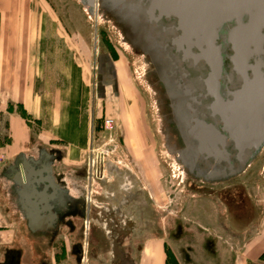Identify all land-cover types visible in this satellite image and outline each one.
I'll use <instances>...</instances> for the list:
<instances>
[{
	"label": "rangeland",
	"instance_id": "374dc122",
	"mask_svg": "<svg viewBox=\"0 0 264 264\" xmlns=\"http://www.w3.org/2000/svg\"><path fill=\"white\" fill-rule=\"evenodd\" d=\"M30 5L35 17L30 24L37 30L38 57L31 60L28 72L32 74L25 79L27 89L33 85L30 94L41 98V110L39 115H33L23 105H18L19 94L13 91L15 78L7 77L9 86L0 92V102H5L0 106V152L2 148L6 149V154L10 150L9 119L13 114L19 115L31 136L28 153H37L42 145L48 150L74 146L82 150L77 157L80 160L77 175L81 177L83 171L91 173L93 181L90 184L88 179L86 186L89 197L95 202L92 204L95 219L98 218L95 217L96 205L103 208L115 204L117 207L131 197L135 200V212L142 211L143 206L149 207L150 218L142 220L139 215L133 230L123 228V235L113 238L105 234L102 222L91 219L83 264H117L112 260L122 254L126 264L153 263L160 253L163 257L164 250L168 264H247L248 252L253 240L258 239L264 219V154L248 173L229 186L193 188L164 148L154 92L146 79L147 65L121 40L113 23L102 15L91 16L78 0H33ZM16 25L14 23L12 30ZM20 26L24 27L23 23ZM26 29L28 26L25 40L28 39ZM77 30L85 33L84 55L89 63L85 87L77 68H73L72 55L63 38H67L66 32L73 36ZM20 61V55H15L11 68L17 70ZM97 64V69L91 70ZM72 87L75 90L70 92ZM58 113L63 114L61 122L63 116L66 119L70 114L65 129L61 122L55 126L57 118L53 117ZM107 119L116 123L112 132L104 128ZM26 155L13 163L9 170L13 176L20 173L21 167L30 169L33 159ZM99 156L104 157L102 165L98 162ZM5 159L0 160L2 165ZM147 159L152 161L153 170L147 167ZM7 164L10 163L6 162V167ZM40 166L41 163L33 168ZM29 179L31 183L32 178ZM0 181V196L5 197L1 208L16 212L24 224L41 228L51 224L52 220L46 221L48 217L39 220L42 225H36L39 217L35 208L25 202L23 192L30 193L32 184L20 186L14 180L13 184ZM20 191L22 204L20 197L17 198ZM31 200L41 205L39 198ZM101 208L97 211L101 210L105 220L110 215L115 216L112 210L104 212ZM126 214L132 215L127 209ZM71 221L76 228L84 226L82 219ZM59 240L50 252L52 257L44 264H75L69 253L61 255L64 240ZM66 246H71V241L66 240ZM24 263H37L32 252L24 258Z\"/></svg>",
	"mask_w": 264,
	"mask_h": 264
},
{
	"label": "flooded vegetation",
	"instance_id": "af4514ba",
	"mask_svg": "<svg viewBox=\"0 0 264 264\" xmlns=\"http://www.w3.org/2000/svg\"><path fill=\"white\" fill-rule=\"evenodd\" d=\"M139 2L140 0H128L125 8L120 5L122 11H116L114 14L107 12L100 14L97 10L94 17L102 15L113 23V27L119 31L121 40L147 65L146 79L154 92L159 116L158 127L165 150L172 155L174 163L180 167L187 183L195 189L203 190L207 186L223 188L237 182L264 154V147L254 157L255 149L246 150L241 159L238 157L226 121L214 111V93L209 90L207 84L211 67L206 60L198 58L200 48L196 40L193 41V45L181 42L182 31L176 19L160 17L158 11L151 17L148 13L149 2L143 0L142 8L139 7ZM238 23L228 24L226 36L216 41L223 54L224 71L219 78L220 91L224 101H229L233 100V94L242 90L247 83H254L256 88L251 97L255 99L260 97L256 102L264 106V41L261 48H257V45L250 41L244 61L239 63L234 60L235 51L231 36L239 27ZM241 23L247 24L248 20ZM202 31L208 35L207 28ZM215 136L216 139L213 138ZM196 152L198 154L195 157ZM99 163L102 165V161ZM77 173L79 172H76L74 179L80 178L85 181L82 200L67 199L66 192L60 193L58 190V196L64 198V204L60 206L53 204L51 211L48 210L45 215L53 217L52 227L30 230L31 240L37 243L32 250L36 264H44L45 260L48 261L49 257H52L50 252H53L60 238L64 240L61 242V255L69 253L75 264H83L86 247L89 246L85 241L87 232H91V219L102 222L105 234L113 238L114 235H123V228L132 229L139 215L142 220L150 218L146 200H144L146 207L143 206L142 211L135 212V200L131 197L117 207L115 204L103 208L96 205L95 217L98 218L95 219L92 216V204L95 202L92 196L89 197L87 193L89 187L86 186L91 184L93 178L90 177L91 173L86 171H83L81 177ZM66 179L67 176L62 174L55 177L59 186L63 187H66ZM131 188L129 185L128 189ZM39 196L40 202L47 204L48 195L41 193ZM31 204L34 207L32 202ZM60 207L66 210L68 208L69 211L63 214L62 210H59ZM100 208L104 212L112 210L115 216L110 215L111 217H106L105 220L101 210L97 211ZM126 209L127 213L132 215L127 216ZM77 218L83 220L84 226L75 227L71 220ZM65 226L68 227L67 232H63ZM66 240L71 241L68 248ZM124 256L122 254L118 256L119 258L114 257L112 261L126 264ZM24 258L25 253L19 250L14 260L12 258L8 264H25Z\"/></svg>",
	"mask_w": 264,
	"mask_h": 264
},
{
	"label": "crops",
	"instance_id": "0c3cea01",
	"mask_svg": "<svg viewBox=\"0 0 264 264\" xmlns=\"http://www.w3.org/2000/svg\"><path fill=\"white\" fill-rule=\"evenodd\" d=\"M31 2L33 3V0H0V92L7 90L9 86V81L7 80V77L13 76L15 78L13 91L19 94L17 96L18 98L16 99L19 102L18 105H23L26 110L30 111V114L39 115V111L41 110L42 104L41 98H39L37 95L33 97L30 94V92H33V85L31 84V88L27 89V80L25 79V77L32 74L28 72V69L31 70V60L34 59V57H38V45L36 39L37 30L33 29L32 25L30 24L31 22L34 23L35 20L34 14L30 10ZM51 21L57 22L54 19H52ZM63 21L64 23H75L74 20ZM14 23H17V25L16 28L12 30ZM18 23H23L24 27L20 26V24L18 25ZM27 26L28 29H26V36H28V39L25 40V28H27ZM32 34L34 35V37L32 36ZM66 34L67 38L63 36L62 37L65 40L66 46L70 50L69 52H71L73 68L74 70L75 68H77L78 73L80 75V81L83 84V87H85V82L89 77V70L86 69L89 66V63L86 61L87 57H85L84 55V48L86 45L84 39L85 33H83L81 30H77L76 33L73 34V36H70L67 32ZM15 55H20L21 60L19 68L17 65V70H13V67L11 68L10 64ZM23 67H25V69ZM97 67L98 64L91 70H96ZM74 90L75 87H72L70 92H73ZM68 103L69 101L67 102V104ZM3 104L5 105L4 101L0 102L1 107ZM62 113H58L53 117L54 120H56L57 118L55 126H57L61 122V118L63 115ZM12 116L13 117L9 119V138L11 139V144L8 147L10 148V150H7L6 154V149L2 148L0 152V160H4V158H6L5 163L7 162L10 164H7L8 166L6 167L5 163L2 165L0 161V180L4 182H10L11 184H13L14 180L17 185L20 184L21 186L22 181L20 180L23 178L24 181L26 173L29 172L27 176H29V178H32V182L30 183L32 184V187L30 188V193L27 192V190L23 192V197L25 199L26 204L29 205L28 200L25 198V195H33L31 196V198H34L36 200L37 198H39V201V195L41 193H46L49 197L47 204H43L42 202H40L41 205H39L38 209L35 210L36 216L39 217L36 219L35 223L36 225H42V222H39V220H45L48 218V216H45L46 212L48 210L51 211L50 209L53 208V204L59 206L60 204H64V198H61V195L58 196V190H60V193L65 191L68 196L67 199H71L73 201L82 200V197L84 195L83 187L85 181L81 180L80 178H78L79 180L74 179L76 172L80 170L78 167L80 160L77 157L78 155H80L79 153L82 152V150L79 148H75V146L70 149H61L56 147L52 150H48L45 149L42 145V147L40 146V149H37V147L34 148L37 149V153H28L27 145L30 142L31 136L28 127L26 126V122L19 115L13 114ZM69 121L70 114L68 113L66 119L65 116H63V120L61 122V125H63L62 129H65L64 124H69ZM135 130V128L132 129L133 132ZM137 146H140V144ZM30 151L32 152V150ZM25 154H27L26 156L33 159V162H31L30 164V169H24L26 171L25 173L23 172L24 167H21V178L18 176V174L13 176V174H11V171H9L11 170L10 168L14 166L13 163H15L21 155ZM39 163H41L40 168H33L34 165H37ZM152 165V161L150 159H147V167L153 170L154 167H152ZM72 167L74 168L70 169ZM59 174L67 176L65 184L66 187L59 186V184L55 180V177ZM78 187L79 189H77ZM50 188L53 189V191H51ZM18 197H20L19 202L20 204H22L23 201H21V191L20 194L18 193L17 198ZM31 198L30 201H32ZM4 199L5 197L0 196V205L4 203ZM52 200L55 202H53ZM61 210L63 214L69 211L68 208L67 210L61 208ZM52 218L46 221H51L53 220ZM20 219L21 218L16 215V212H11L8 209L5 210L3 209V207L1 208L0 206V264H8L10 260L12 261V258L14 260V257L17 251L19 250L25 253V258L28 257L33 250V246L37 244L33 240H31L30 230L50 228L52 227L53 223L50 222V225L41 228L38 226H33L31 225V223L30 225H28L27 223L24 224L22 223V221H20ZM261 225L262 227L259 229V234L257 235L258 239L255 238L256 240H253V247L248 252L249 257L247 260V264L259 260V258L264 254V219ZM67 228L68 227L66 226L64 227L65 232ZM143 264H168L165 250L163 252V257L160 253L159 259L156 262L152 263L150 261H147L143 262Z\"/></svg>",
	"mask_w": 264,
	"mask_h": 264
},
{
	"label": "water",
	"instance_id": "95a60500",
	"mask_svg": "<svg viewBox=\"0 0 264 264\" xmlns=\"http://www.w3.org/2000/svg\"><path fill=\"white\" fill-rule=\"evenodd\" d=\"M85 10L94 16L95 12H107L114 14L116 11H122L120 5L125 8L128 0H78ZM143 0H140L139 7ZM149 2V15L153 17L156 11L160 17L174 18L178 21L182 36L181 42L192 44L196 43L200 48L198 58L206 60L210 67L211 73L207 80L209 90L214 93L215 103L214 111L221 115L226 121L230 133L231 141L235 144L238 157L241 159L246 150L255 149L253 157L264 147V106L261 104L254 105V113H246L243 109L247 97L253 94L256 84L247 83L244 88L233 94L234 99L224 101L220 91L219 78L224 71L223 54L221 47L216 45L218 39L226 36L228 24L239 22V27L232 32V42L234 44V60L242 62L247 55L249 42L252 41L261 48L264 41V0H147ZM248 20L247 24L241 23ZM192 23H212L211 31L200 30L190 31ZM249 32V38H254L246 44L241 42V35ZM258 40V42H257ZM256 100H260V97ZM257 103V102H256ZM251 110V109H250ZM245 113L246 116H240ZM210 131V130H209ZM211 132V131H210ZM215 133V131H214ZM216 139V136L213 137ZM216 148V146H215ZM198 152L195 153V157ZM231 172H232V162ZM25 166V165H24ZM23 168V172L26 173ZM18 176L21 178V174ZM27 176V173H26ZM28 180L29 176H28ZM22 181V180H20ZM22 184H24L22 182ZM30 184V181L29 183ZM27 184V185H28ZM35 210L38 209L39 203L32 202Z\"/></svg>",
	"mask_w": 264,
	"mask_h": 264
},
{
	"label": "bare ground",
	"instance_id": "6f19581e",
	"mask_svg": "<svg viewBox=\"0 0 264 264\" xmlns=\"http://www.w3.org/2000/svg\"><path fill=\"white\" fill-rule=\"evenodd\" d=\"M212 23H192L191 27H190V31H197L199 32L201 29L202 30H205V28L208 29V34L209 32L211 31L210 27H211ZM196 28V29H195ZM243 37H241V42L243 44H246L248 41H250L251 39H254L253 37L252 38H249L248 36H250V33L249 32H245L244 35H241ZM255 40V39H254ZM254 92V91H253ZM259 98V97H258ZM256 98V99H258ZM247 101L244 103V107H242L240 110H244L246 113L248 112H252L254 113L253 109H254V105H257L256 103V99L254 97H251V95H249L247 97ZM251 109V110H250ZM255 114V113H254ZM247 115V114H246ZM245 113H243V115H240V116H246ZM22 182L24 183V185L28 186L27 184L29 183V180H28V176H25L24 177V181H23V178L21 179ZM32 195H25V198L28 200V204H29V200L31 198Z\"/></svg>",
	"mask_w": 264,
	"mask_h": 264
},
{
	"label": "built area",
	"instance_id": "2783aa9c",
	"mask_svg": "<svg viewBox=\"0 0 264 264\" xmlns=\"http://www.w3.org/2000/svg\"><path fill=\"white\" fill-rule=\"evenodd\" d=\"M115 127H116V123H115V121H114L113 119H107V120L104 122V128H105V130L108 131V132H112V131H114ZM93 151H94V150H93ZM101 154H102V153H101ZM103 155H104V154H103ZM103 159H104V157L99 156V158H98V162L102 161Z\"/></svg>",
	"mask_w": 264,
	"mask_h": 264
},
{
	"label": "trees",
	"instance_id": "16d2710c",
	"mask_svg": "<svg viewBox=\"0 0 264 264\" xmlns=\"http://www.w3.org/2000/svg\"><path fill=\"white\" fill-rule=\"evenodd\" d=\"M257 262L264 263V254L259 258ZM257 262H250L249 264H256Z\"/></svg>",
	"mask_w": 264,
	"mask_h": 264
}]
</instances>
